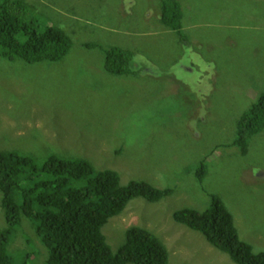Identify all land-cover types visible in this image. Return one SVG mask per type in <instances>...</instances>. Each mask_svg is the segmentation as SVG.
Returning a JSON list of instances; mask_svg holds the SVG:
<instances>
[{
	"label": "rangeland",
	"instance_id": "1",
	"mask_svg": "<svg viewBox=\"0 0 264 264\" xmlns=\"http://www.w3.org/2000/svg\"><path fill=\"white\" fill-rule=\"evenodd\" d=\"M23 1L38 28H59L71 47L56 62L0 57V150L83 158L115 170L122 185L172 190L156 203L133 199L107 221L113 252L128 228L141 227L162 241L168 264H234L172 219L178 209H207L209 194L231 212L240 239L264 251V130L245 155L233 146L240 117L264 93V0H177L184 40L160 23V0ZM112 47L132 53L131 74L103 70L100 48ZM21 221L8 246L13 264L25 238L33 264H43L47 250Z\"/></svg>",
	"mask_w": 264,
	"mask_h": 264
},
{
	"label": "trees",
	"instance_id": "2",
	"mask_svg": "<svg viewBox=\"0 0 264 264\" xmlns=\"http://www.w3.org/2000/svg\"><path fill=\"white\" fill-rule=\"evenodd\" d=\"M159 4L160 23L184 40L180 3L160 0ZM28 7L23 0H0V57L28 63L61 60L71 47L69 37L56 27L38 28ZM100 49L105 72L131 74L130 51ZM263 130L264 93L240 117L233 146L245 155L248 140ZM205 173L206 165L201 161L195 171L197 180L202 181ZM172 193L144 181L122 185L115 170H99L87 159L51 154L38 161L16 151L0 150V206L6 225L0 229V264H13L8 246L23 218L31 222L47 250L43 264H168L166 247L150 231L128 228L113 252L102 228L133 199L156 203ZM209 198L207 209H178L172 214L173 221L200 234L234 264H264V251L255 252L240 239L223 201L214 194ZM25 239L28 249L21 254V264H33V245Z\"/></svg>",
	"mask_w": 264,
	"mask_h": 264
}]
</instances>
